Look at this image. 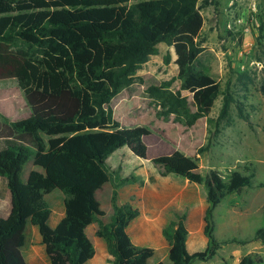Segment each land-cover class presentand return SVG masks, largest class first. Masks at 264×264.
I'll return each instance as SVG.
<instances>
[{
    "label": "trees",
    "instance_id": "trees-1",
    "mask_svg": "<svg viewBox=\"0 0 264 264\" xmlns=\"http://www.w3.org/2000/svg\"><path fill=\"white\" fill-rule=\"evenodd\" d=\"M61 8L41 9L0 16V81L15 80L26 95L35 91L61 92L76 86L81 93L78 115L71 121L43 120L37 115L0 122V198L11 195V213L0 217V264H24L20 250L25 246V229L38 227L50 264H90L96 248L87 230L99 225L97 237L106 241L113 264H195L214 259L228 244L264 246V227L252 240L218 241L214 212L222 201L255 185L252 166L230 171L224 177L217 170L200 173L198 162L176 151L155 157L151 163L160 176H174L190 184L204 186L208 208L204 217L206 250L190 253L188 214L171 209L173 216L163 230L167 251L135 244L128 232L141 212L131 204L119 205V189L137 184L135 176L119 178L109 162L121 150L137 160L147 161V126L115 125L112 102L136 82L138 73L158 46L167 44L176 55V79L153 85L147 94L158 106L157 118L192 128L208 117L220 96L223 107L218 125L236 104L242 118L244 104L228 89L197 66L204 52L201 33L205 19L201 8L207 0H146L130 5V0H48ZM264 61V45L261 46ZM172 53L164 57L170 65ZM175 80L181 82L173 91ZM246 90L254 84L248 72L240 74ZM61 90V91H60ZM183 91L190 94L184 96ZM155 182V179L150 178ZM108 184L114 187V214L109 223L98 193ZM59 190L65 196V216L56 228L49 224L52 210L46 197ZM17 235L16 246L10 244ZM239 264H264L259 254L244 256Z\"/></svg>",
    "mask_w": 264,
    "mask_h": 264
},
{
    "label": "rangeland",
    "instance_id": "rangeland-1",
    "mask_svg": "<svg viewBox=\"0 0 264 264\" xmlns=\"http://www.w3.org/2000/svg\"><path fill=\"white\" fill-rule=\"evenodd\" d=\"M141 1L146 0H130L129 4ZM207 1L208 4L201 8L205 19L200 37L204 52L200 55L197 66L217 80L223 92L229 89L235 99L244 104L243 115L248 120L241 117L234 104L228 117L219 126L223 96L217 99L210 115L200 119L192 128L174 123L173 118L170 121L158 119L157 103L150 98L147 90L178 76L174 50L162 43L158 46V54L152 56L139 71L135 84L112 102L115 125L107 129L115 130L124 126L150 127L155 129V133L145 143L151 153L166 155L182 150L198 162L203 175L217 170L226 177L230 171L245 173L244 169L252 166L256 173L254 184H264V61H261V46L264 45V0ZM57 7L61 8L62 5L48 0H0V16ZM169 51L173 59L170 65H166L164 57ZM245 72L254 79V84L248 90L238 80L240 74ZM180 87L181 82L175 80L172 90L179 91ZM182 94L191 99L188 92L183 91ZM80 99L81 93L76 86L58 93L35 91L26 95L15 80L0 81V122L4 119L21 120L31 115H37L43 120L71 121L79 113ZM145 164L148 163L143 164L128 150H121L111 157L109 165L112 173H117V177L123 179L135 176L139 179L137 184L119 189L118 204H131L142 211L148 206H166L168 223L165 227L173 216L171 209L187 213V228L194 233L191 242L196 244L199 251L206 250L207 247L203 244L204 231L201 230L203 216L205 217L203 208L207 205L205 187L175 178L152 183L147 179ZM113 190V185L108 184L98 195L106 213L102 219L104 223H109L114 214ZM60 193L47 196L57 217L64 206V196ZM192 203L193 208L191 206L189 209ZM9 205L11 198L0 200V208L5 206L0 209L1 218L9 217L10 212H5L6 209L9 210ZM55 216L51 218L50 225L56 219ZM214 223L218 241L252 240L255 233L264 227V187L247 188L241 194L227 196L214 212ZM139 224L141 221L137 219L131 225L130 237L138 246H151L138 233ZM98 230L99 225L95 224L87 233L97 252L95 262H91L113 264L114 257L110 255L106 241L97 237ZM26 236L30 238L29 230ZM31 238L38 246L36 237ZM17 239V235H14L10 244L16 246ZM162 249L167 251V244ZM251 253L264 258L263 244L258 241L245 246L231 243L223 246L212 261H197L195 264H215L223 260L226 264H238V259ZM24 255L21 254L22 260L27 264ZM165 262L171 264L167 257Z\"/></svg>",
    "mask_w": 264,
    "mask_h": 264
},
{
    "label": "crops",
    "instance_id": "crops-1",
    "mask_svg": "<svg viewBox=\"0 0 264 264\" xmlns=\"http://www.w3.org/2000/svg\"><path fill=\"white\" fill-rule=\"evenodd\" d=\"M154 133H155V129H153V135H154ZM153 135L146 137L144 139V141L146 142V139L153 137ZM179 151L186 154L182 150H179ZM171 154H173V153H171ZM171 154H166V155H171ZM162 155L163 154H159V153H155V152L151 153V151L149 149V155H148L149 159L147 161H141L143 164L145 162L148 163V164L144 165V168L147 169L146 170L147 179L150 180V178H153V179H155L156 183H157V181L162 182L163 180H166L168 178L178 179L174 176H169V177L160 176L158 169L153 166V164L151 163V160H153L155 157H159ZM186 155L188 156V154H186ZM179 180L184 181L182 179H179ZM155 182H152V183H155ZM186 182H188V181H186ZM0 184H1V181H0ZM193 185H196V184H193ZM55 192L59 193V190H56L53 193H55ZM53 193H51L50 195H52ZM60 194L63 195L62 192ZM5 195H6L5 198L4 199L0 198V200H5L7 198L8 199L11 198V195L9 192H7ZM98 195H99V193H98ZM46 199H47V197H46ZM64 199H65V196H64ZM191 206L193 208V203L189 205V209H191ZM207 207H208V204L206 206H204V208H203V214L204 215H205ZM1 208H5V206L1 207ZM166 208H167L166 206L159 207L158 205H153V206H148V208L146 207L144 209V211L140 210L141 215L138 219L141 221V224L138 225V233L140 235H142L148 243L152 244L151 246H148L150 248L162 249L163 247H165V244H167V249L169 248V244L163 236V230L165 228V225L168 223V215L165 213ZM11 209H12V206L9 205V210L6 209L5 212L11 213ZM54 216H55V212L52 211L51 218ZM64 216H65V207L63 206V210H62V212H60L59 217L55 216L56 219H54L53 224L50 226L52 228H56L60 224V222L62 221ZM51 218H50V221H51ZM49 224H50V222H49ZM30 225L31 224L28 223V225L25 229L26 242H25V246L20 250V253L23 255L26 254V255H24V259L26 260L27 264H50L49 259L46 255V252H45V247L42 244V238L40 236L38 227L33 226V225L30 226ZM93 226H95V224L91 225L88 228L87 233L90 231L91 228H93ZM204 226H205V223H204V216H203V224L201 225V230L203 229V231H204ZM130 229H131V226L128 229V232L131 236ZM28 230L30 231V238L26 236V233L28 232ZM188 231H189V238H188V250H189V252L190 253L199 252V250L196 247V244L191 242L192 241L191 239L194 238L192 236L194 234L193 231H191L189 229H188ZM31 237H36V239L38 240V241H36L38 243V246H36L35 240H33ZM99 239L102 241L101 238H99ZM157 243H159V245L154 246V244H157ZM203 244L205 245V248H206L207 244H208V240L206 239V237L203 238ZM259 249L262 250V247H259ZM251 254H255V253H251ZM166 257L168 258V255L164 257V259H163L164 262L166 261ZM96 258H97V253H96L95 258L92 261L95 262ZM241 259L242 258L238 259V264H239ZM212 260H210V261H212ZM210 261H208V262H210ZM93 262H90V263L93 264ZM208 262H206V263H208ZM215 264H226V261L223 260L220 262H216Z\"/></svg>",
    "mask_w": 264,
    "mask_h": 264
}]
</instances>
